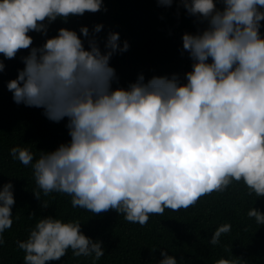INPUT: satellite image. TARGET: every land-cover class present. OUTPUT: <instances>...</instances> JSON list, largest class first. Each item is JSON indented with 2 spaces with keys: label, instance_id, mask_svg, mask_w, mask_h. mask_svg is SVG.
<instances>
[{
  "label": "clouds",
  "instance_id": "1",
  "mask_svg": "<svg viewBox=\"0 0 264 264\" xmlns=\"http://www.w3.org/2000/svg\"><path fill=\"white\" fill-rule=\"evenodd\" d=\"M155 3L165 9L175 4L177 20L181 10L192 19L195 31L182 34L180 49L191 70L147 80L140 73L124 87L111 66L130 48L118 32L101 38L105 26L97 23L48 35L57 21L107 13L105 0H0V73L5 61L27 51L19 56L23 68L6 83L13 102L42 109L53 123L67 121L70 140L55 150L39 158L28 148L9 151L32 168L38 189L32 194L41 209L49 207L41 193H60L71 197L74 209L95 216L114 211L144 227L150 216L187 210L234 182L242 181L248 196L264 198V0ZM30 33L43 42L37 45ZM15 205L11 180L0 184V247ZM247 216L264 226L260 209ZM231 231L230 223L218 226L209 243L218 245ZM16 244L25 253L23 264L61 261L69 249L93 264L105 255L104 242L86 236L79 220L50 215ZM160 255L158 264H178L166 250Z\"/></svg>",
  "mask_w": 264,
  "mask_h": 264
},
{
  "label": "trees",
  "instance_id": "2",
  "mask_svg": "<svg viewBox=\"0 0 264 264\" xmlns=\"http://www.w3.org/2000/svg\"><path fill=\"white\" fill-rule=\"evenodd\" d=\"M105 5L107 13H86L67 24L57 21L51 26L49 37L61 27L78 30L86 25L91 29L97 23L105 26L99 34L101 38L109 30L118 32L121 41L127 40L130 48L114 56L111 66L116 69L120 86L124 87L135 82L140 73L147 80L153 75L183 74L191 70L187 54L183 58L180 54L181 36L185 31L194 32L195 25L183 10L177 20L175 4L165 9L158 7L155 0H105ZM30 35L37 45L43 42L38 34ZM20 55H27V51L19 53L15 60L5 61L6 69L0 73V184L11 180L16 199L13 226L3 234L6 243L0 247V264H23L25 253L17 248L16 241L26 240L37 221L49 215L63 222L79 220L86 236L104 242L105 255L95 264H158L162 259L161 250L175 256L178 264H215L221 258L238 259V264H264V226L247 216L253 207L264 213V198L257 200L255 194L248 196L242 181L234 182L228 191L202 197L187 210L166 209L163 216H150L144 227L126 222L123 215L114 211L95 216L74 209L71 197L60 193L49 196L41 193V203L47 201L49 205L47 210L41 209L32 194L38 190L32 168L14 161L9 151L17 146L28 148L39 158L41 151H53L70 137L66 120L53 123L42 115V109L13 102L6 83L15 79L17 70L23 68ZM33 212L36 217L30 219ZM224 223H230L232 231L222 235L220 243L213 246L209 243L212 234ZM50 264H93V260L75 258L69 249L61 261Z\"/></svg>",
  "mask_w": 264,
  "mask_h": 264
}]
</instances>
